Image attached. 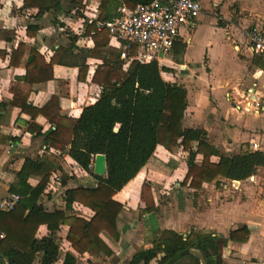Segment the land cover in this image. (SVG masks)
<instances>
[{"label":"crops","instance_id":"crops-1","mask_svg":"<svg viewBox=\"0 0 264 264\" xmlns=\"http://www.w3.org/2000/svg\"><path fill=\"white\" fill-rule=\"evenodd\" d=\"M62 1L69 6L72 0ZM200 1L203 7L200 16L181 31L171 54L160 64L163 79L187 92L183 128L205 131L207 143L226 156L239 154L243 145L251 151L264 152V58L254 53L247 37L252 28L264 26V0ZM82 3L79 14L77 10L67 16L50 11L35 19L36 11L24 9V0H0V197L13 190L19 192L14 187L19 180L17 174L27 161L43 158L44 136L51 128L43 116L32 119L29 113L10 105L11 88L27 74L29 50L37 52L39 64L34 70L40 72L35 74L36 79L47 76L41 67L50 63L60 46L68 52L62 57L65 64L53 66L52 80L32 84L28 98L25 94L21 96L20 101H25L28 107L41 109L49 103L52 115L79 118L85 107L100 98L102 87L93 82V77L102 60L88 58L85 63L83 51L92 50L95 43L79 34L88 27L83 23L85 18L99 17L101 0ZM56 22L64 26L57 27ZM32 24L40 28L34 37L27 35ZM72 36H80L75 46ZM20 43L24 48L12 66L11 56ZM110 46L119 52L123 49L115 41H110ZM84 63L88 72L80 80V66ZM125 65L127 70L128 63ZM253 101L260 102V108ZM190 147L195 153L198 143L193 142ZM50 154L60 157V164L51 175L64 171L74 178L67 181V187L62 183L54 185L56 191L47 185L40 203L49 211L65 210L64 193L68 188H94L98 181L82 172L67 152L60 155L51 149ZM188 155L182 147L173 152L163 146L156 148L146 166L114 197L123 205L117 218L118 241L98 232L113 254L95 257L85 254L80 257L82 264H130L138 253L153 250L165 231H173L185 239L195 232L227 240L221 250L222 264H264V168L251 178L238 181L239 190L225 188L224 184L233 181L227 179L220 186L204 184L196 191L189 184L182 185L188 172ZM210 160L218 163L220 158L212 156ZM202 161L203 157L198 155L197 164ZM40 180L31 176L26 184L35 188ZM144 184L150 186L149 197L155 207L150 213L143 212ZM73 208L68 215L75 213L88 221L96 216L81 205L75 204ZM244 227L249 231L248 241H232L231 233ZM67 233L68 227L62 226L56 236L58 264L63 263L67 253L73 252L66 241ZM47 235V227L41 226L37 236ZM163 257L164 253L156 250L153 259L145 258L138 264H159ZM206 262L217 264V258L210 257ZM192 263L185 258L175 264Z\"/></svg>","mask_w":264,"mask_h":264},{"label":"trees","instance_id":"trees-1","mask_svg":"<svg viewBox=\"0 0 264 264\" xmlns=\"http://www.w3.org/2000/svg\"><path fill=\"white\" fill-rule=\"evenodd\" d=\"M152 1L101 0L98 20L113 19L123 5L135 9L140 4L146 5ZM83 6L82 0H72L69 6L62 0H24L23 8L36 11L34 18L41 19L50 11L67 16L77 10L79 14ZM55 25L64 26L59 22ZM39 29L36 24L29 25L27 35L34 37ZM94 30V26H88L81 37L89 36ZM8 39L12 40V37ZM79 39L80 36H72L73 46ZM93 40L95 47L83 51L84 61L86 63L88 58L102 60L101 67L93 77V82L102 87V92L98 101L85 107L79 118L52 115V105L49 103L38 109L28 107L25 101H20L23 94L28 98L32 84L53 79V66L65 64L62 57L68 52L66 48L60 46L50 63L47 66L43 64L41 68L47 76L38 79L34 78L40 72L34 70L39 64L36 59L37 52L34 49L29 50L31 59L26 64L27 74L23 79H18L11 88L13 100L10 105L29 113L32 119L43 116L51 124V128L44 136L46 150L43 158L27 161L17 174L19 180L14 187L19 192L13 190L12 193L20 194L22 200L13 211H0V235H4L0 238V264H6V259L9 264H58L59 245L56 236L62 226L68 227L66 241L74 252L67 253L62 264H82L80 257L85 254L92 257L101 254L111 256L112 251L98 232H104L118 241L117 218L123 211V205L114 197L140 173L158 146H163L169 152L182 147L189 153L188 172L182 185L189 184L196 191L204 184L220 186L227 179L247 180L258 169L264 168V152L251 151L249 146L243 145L239 154L226 156L207 143L205 131L184 129L182 119L188 106L187 92L183 87L163 79V68L159 63L142 65L131 61L125 70L127 63L121 59V52L110 46L107 30L94 34ZM23 48L24 45L20 43L18 49L13 51L10 61L12 66L16 65L14 59ZM85 63L80 66V80H84L88 72ZM117 126L119 129L115 131ZM193 142L198 143L195 153L190 151ZM51 149L59 151L60 155L67 152L82 169L98 181L94 188H68L64 193L65 210L49 211L40 203L51 172L60 164V157L51 155ZM99 154L105 155L107 159V174L104 177L95 175L88 168ZM198 155L203 157L201 164L196 162ZM212 156H218L219 162L212 163ZM61 175V183L67 187V181L74 176H69L64 171ZM31 176L41 178L35 188L26 184ZM150 195V186L144 184V213L155 211ZM75 204L89 209L96 216L88 221L75 213L68 215ZM41 226L47 227L48 235L39 238L37 235ZM230 239L246 243L249 231L246 227L233 231ZM226 244L227 240L211 234L192 232L185 239L173 231H165L161 242L155 243L153 250L138 253L130 264H138L145 258L153 259L156 250L164 253L159 264H175L185 258H189L192 264H200L198 257L187 253L191 249L200 251L206 259L216 257L217 264H222L221 250Z\"/></svg>","mask_w":264,"mask_h":264},{"label":"built area","instance_id":"built-area-1","mask_svg":"<svg viewBox=\"0 0 264 264\" xmlns=\"http://www.w3.org/2000/svg\"><path fill=\"white\" fill-rule=\"evenodd\" d=\"M202 8L200 0H153L150 4H140L135 9L123 5L119 8L117 16L111 20L85 18L83 23L86 27H95L85 39L93 42L94 34L107 30L110 41L122 45L121 59L125 63L136 61L142 65L153 62L161 64L171 54L181 31L188 25L194 24ZM247 37L254 53L264 58V26L252 28L247 33ZM253 103L256 108H260V102L253 101ZM94 160L88 166L90 170L94 168ZM79 168L82 172L88 173L80 166ZM61 178V173H53L48 184L49 189L56 191L54 185H60ZM223 186L239 190L240 185L238 181H230ZM21 200L22 196L18 193H9L0 197V211H13ZM3 237L4 235H0V238Z\"/></svg>","mask_w":264,"mask_h":264},{"label":"water","instance_id":"water-1","mask_svg":"<svg viewBox=\"0 0 264 264\" xmlns=\"http://www.w3.org/2000/svg\"><path fill=\"white\" fill-rule=\"evenodd\" d=\"M118 129H119V126L116 127L115 131H118ZM93 172L95 175H98V176H103V177L106 176L107 159L105 155L99 154L95 156ZM187 253L197 256L200 259L201 264H207L206 258L201 252L197 250H189ZM6 264H9L7 259H6Z\"/></svg>","mask_w":264,"mask_h":264}]
</instances>
